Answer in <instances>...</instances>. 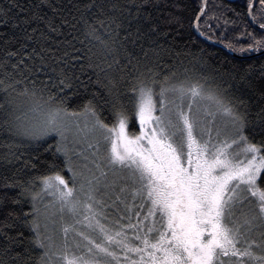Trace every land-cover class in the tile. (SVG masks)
Instances as JSON below:
<instances>
[{
    "label": "snow or ice",
    "instance_id": "6c2138e0",
    "mask_svg": "<svg viewBox=\"0 0 264 264\" xmlns=\"http://www.w3.org/2000/svg\"><path fill=\"white\" fill-rule=\"evenodd\" d=\"M14 6L24 15L9 19L11 9L0 8V24L20 32L0 33L4 45H20L0 60V85L9 96V90L23 85L17 96L30 97L31 104L20 115L19 108L6 111L4 122L16 135L62 156L71 177L61 175L63 169L27 182L5 177L0 264H264V107L253 111L243 99L225 101L202 82L206 77L181 79L170 71L160 79L149 50L136 56L126 48L133 20L146 26V31L136 28L138 37L167 38L184 27L183 18L174 12L153 17L149 9L159 0H89L73 16L83 25L88 45L69 52L51 46L68 24L45 11L58 13L57 6L47 0L30 9ZM207 8L202 0L194 16L197 31ZM247 9L260 34L246 30L241 33L246 45L226 47L264 53V0H248ZM77 65L87 67L96 91L82 108L70 110L64 94L74 84L88 87L75 75ZM255 71L254 65L225 69L247 83ZM259 73L264 77V64ZM41 75L47 81L38 87ZM121 84L132 94L131 109ZM100 104L110 107L111 124L101 118ZM137 123L138 131H131ZM4 146L8 151L0 160L28 166L12 144ZM14 188L20 189L16 196L7 191ZM26 193L31 208L21 216L11 205L20 204ZM45 196L53 199L45 204Z\"/></svg>",
    "mask_w": 264,
    "mask_h": 264
},
{
    "label": "trees",
    "instance_id": "16d2710c",
    "mask_svg": "<svg viewBox=\"0 0 264 264\" xmlns=\"http://www.w3.org/2000/svg\"><path fill=\"white\" fill-rule=\"evenodd\" d=\"M89 2V0H47V3L57 6L61 11L53 13L48 7H45V11L48 12L49 16L57 15L61 19H67L68 24L64 25L61 34L56 35L51 41V46L59 48L61 51L68 50L72 52L75 49H83L88 45L87 39L83 34V25L78 24L76 20H73V16H79L77 7H81L83 4ZM97 3H112L119 2L125 3L128 0H96ZM201 0H159V6L155 9H149L152 12L153 17L160 15H167L168 12H174L175 14L183 18V28H177L176 32L171 33L167 38L159 36H137L136 28L142 27L146 31V26L138 24L135 20L132 21V25L128 28L130 33L128 41L126 42V48L129 52L136 56H142L143 50H149V56L153 59L154 63L158 65L157 71H160V79L164 75H167L170 71H176L182 79L185 74L192 78L200 79L206 77L205 82L207 85H211L212 89L225 101L235 100L237 98L243 99L253 111L259 110L260 107H264V77L260 76L259 66L264 64V55L259 57H253L249 59H238L231 54L227 53L222 48L214 46L204 40L198 38L194 31V16L198 13ZM207 16L202 17L201 29L199 32H205L203 35L205 38L209 36L210 41L216 42L224 46L229 52H233L246 55L251 53H240L239 51H231L226 45L231 42L237 47L240 45L247 44V37H242L241 33L253 31L254 29L248 22L247 18V4L248 0H237L232 3H228L222 0H207ZM36 3H40V0H0V8L11 9L9 12V19L18 18L24 13L20 12V7L30 9ZM180 5L179 8L172 7V5ZM131 19V18H129ZM207 19V24L204 20ZM227 21V23H225ZM76 27L73 28L72 25ZM127 27V23L125 24ZM256 31V30H255ZM7 32L9 37L15 35L19 36L20 32L18 29L5 28L0 24V33ZM259 35L260 32L256 31ZM124 33L121 32V36ZM67 41V43H65ZM83 41V45L80 43ZM223 41V43L221 42ZM20 45L12 42L8 45H4L0 42V60L5 57L6 50H17ZM152 49H156L153 52ZM31 51V48L28 49ZM179 53V55H177ZM247 56V55H246ZM16 58H13L10 63H15ZM123 64V61H122ZM249 65H254L257 69L251 78L250 83L241 81L239 76L236 75L235 79L225 73V69H232L235 66L237 69L247 68ZM187 69V73H185ZM11 71V69L9 68ZM75 75L80 76L81 81L88 85L87 89L74 84L72 92H66L64 94V103L69 107L70 110H79L83 107L84 103L91 98L92 92L96 91V86L93 85L87 79V75H91L85 66L81 69L79 65L74 70ZM126 71V70H125ZM81 73H86L82 75ZM114 75L119 78L120 73L114 71ZM3 73L0 71V79H3ZM22 79V77H18ZM95 77H93V80ZM40 81H47V78L43 75L40 76V80L37 81V86L42 87ZM27 83V81L25 82ZM31 87V85H28ZM23 88V85L16 86V92L9 90L11 95H7L3 90V85H0V156H3L8 149L4 146L5 144H12L13 151L17 152V155L23 154L21 157L22 161H29L27 167H24L22 163L5 164L0 160V185L4 183L5 177L9 181L20 180L27 182L30 179H36L42 175L52 174L55 171H61V175H64L66 179L69 177V173L63 165V157H54L52 152L46 151L47 144L41 146L38 142L27 140L25 137L18 136L15 134V129H10L5 124V112L11 111L13 108H19L16 114L26 112L29 105L31 104V98L27 96H17V93ZM55 88L52 92H56ZM121 91L124 93L122 97L123 101L129 109L132 107L131 103V92L125 84H121ZM75 93V94H74ZM48 93H44V99L47 100ZM12 103H9V100ZM57 101L59 97L56 98ZM110 107L107 105L100 104L98 106V112L101 118L106 123L111 124L112 119L110 116ZM137 125L133 126L130 130L137 131ZM258 139V138H257ZM52 143V141H48ZM56 165L53 169L50 167L52 164ZM35 164V167H32ZM264 175V174H262ZM259 182V179H258ZM4 189L0 188V191ZM10 195L16 196L19 194L20 189L14 188L7 190ZM37 191L39 189L37 188ZM30 194H25L22 198V202L18 205H11L12 208L20 213L21 216L24 212H28L31 208L29 202ZM111 205V203H109ZM109 213L115 215V209L109 207L107 209ZM2 218V217H0ZM126 222V221H125ZM25 236H29L30 232L27 227L19 225ZM15 231V230H14ZM38 255V254H37Z\"/></svg>",
    "mask_w": 264,
    "mask_h": 264
},
{
    "label": "water",
    "instance_id": "95a60500",
    "mask_svg": "<svg viewBox=\"0 0 264 264\" xmlns=\"http://www.w3.org/2000/svg\"><path fill=\"white\" fill-rule=\"evenodd\" d=\"M201 1H202V0H201ZM222 1H225V2H228V3H232V2H235V1H237V0H222ZM247 18H248V22H249V24H250L255 30H257V31L260 32V29H259L258 25L253 24L252 21L249 19V16H248V10H247ZM193 31H194L195 35H196L198 38H200L201 40H204V41H206V42H208V43H210V44H212V45H214V46H217V47H219V48H222V49L225 50L227 53L231 54L232 56H234V57H236V58H238V59H242V60H244V59H249V58L259 57V56L264 55V53H259V52H257V53H252V54L247 55V56H240V55L234 54L233 52H229L226 48H224V47L221 46L220 44H217V43H215V42H213V41H210L208 38H205L203 35L200 34L199 31L196 30V28H195L194 25H193Z\"/></svg>",
    "mask_w": 264,
    "mask_h": 264
},
{
    "label": "rangeland",
    "instance_id": "374dc122",
    "mask_svg": "<svg viewBox=\"0 0 264 264\" xmlns=\"http://www.w3.org/2000/svg\"><path fill=\"white\" fill-rule=\"evenodd\" d=\"M200 105H204V104H206V102L205 101H199L198 102ZM137 125V128H138V123L136 124ZM137 131H138V129H137ZM27 139V138H26ZM28 140V139H27ZM84 147H86V145L84 146ZM74 159H77L76 157H74ZM82 162V161H81ZM69 173V176H71V173L70 172H68ZM109 177L111 178V173H109ZM259 179V178H258ZM77 189H79V184H77ZM106 200H107V202H108V204L109 203H111V200H108V198L107 197H104ZM53 198L52 197H50V196H45V199H44V203L45 204H47L50 200H52ZM110 205V204H109ZM57 207H58V205H57ZM57 220H59V214H57ZM133 222H135V218H133Z\"/></svg>",
    "mask_w": 264,
    "mask_h": 264
}]
</instances>
